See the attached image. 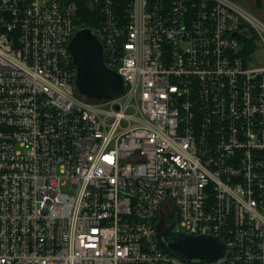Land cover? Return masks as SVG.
<instances>
[{
  "label": "built area",
  "instance_id": "built-area-1",
  "mask_svg": "<svg viewBox=\"0 0 264 264\" xmlns=\"http://www.w3.org/2000/svg\"><path fill=\"white\" fill-rule=\"evenodd\" d=\"M240 2L0 0V264H264V22ZM85 28L111 101L78 91ZM158 224L224 255L184 261Z\"/></svg>",
  "mask_w": 264,
  "mask_h": 264
},
{
  "label": "water",
  "instance_id": "water-1",
  "mask_svg": "<svg viewBox=\"0 0 264 264\" xmlns=\"http://www.w3.org/2000/svg\"><path fill=\"white\" fill-rule=\"evenodd\" d=\"M77 67L76 85L79 93L97 102L111 101L125 91L123 78L104 64L101 43L88 29L79 30L69 45ZM160 246L170 254L187 262H212L224 255V243L213 236L181 233L173 237L163 232L161 224L156 226Z\"/></svg>",
  "mask_w": 264,
  "mask_h": 264
},
{
  "label": "rangeland",
  "instance_id": "rangeland-1",
  "mask_svg": "<svg viewBox=\"0 0 264 264\" xmlns=\"http://www.w3.org/2000/svg\"><path fill=\"white\" fill-rule=\"evenodd\" d=\"M240 6L246 12L261 19L264 22V0H241ZM259 62H264V47H262L257 53V60L253 61V63L256 65H258ZM177 230H181L179 224L173 228L171 237H173V233Z\"/></svg>",
  "mask_w": 264,
  "mask_h": 264
},
{
  "label": "trees",
  "instance_id": "trees-1",
  "mask_svg": "<svg viewBox=\"0 0 264 264\" xmlns=\"http://www.w3.org/2000/svg\"><path fill=\"white\" fill-rule=\"evenodd\" d=\"M81 21L84 22V25L87 26H91L92 24L95 23V19H94V15L93 13L85 8V6H81L80 7V12H79Z\"/></svg>",
  "mask_w": 264,
  "mask_h": 264
},
{
  "label": "flooded vegetation",
  "instance_id": "flooded-vegetation-1",
  "mask_svg": "<svg viewBox=\"0 0 264 264\" xmlns=\"http://www.w3.org/2000/svg\"><path fill=\"white\" fill-rule=\"evenodd\" d=\"M165 231V229H163V232ZM168 231V230H167Z\"/></svg>",
  "mask_w": 264,
  "mask_h": 264
}]
</instances>
